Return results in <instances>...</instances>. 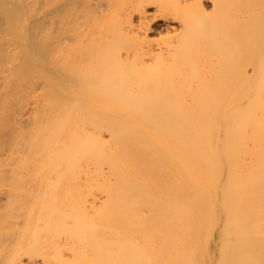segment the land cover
I'll use <instances>...</instances> for the list:
<instances>
[{
    "label": "bare ground",
    "instance_id": "obj_1",
    "mask_svg": "<svg viewBox=\"0 0 264 264\" xmlns=\"http://www.w3.org/2000/svg\"><path fill=\"white\" fill-rule=\"evenodd\" d=\"M0 264H264V0H0Z\"/></svg>",
    "mask_w": 264,
    "mask_h": 264
}]
</instances>
